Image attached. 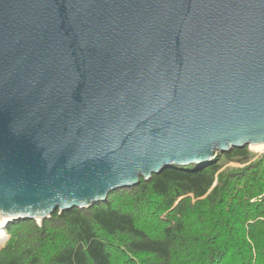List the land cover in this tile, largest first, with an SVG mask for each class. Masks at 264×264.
<instances>
[{"label":"water","instance_id":"1","mask_svg":"<svg viewBox=\"0 0 264 264\" xmlns=\"http://www.w3.org/2000/svg\"><path fill=\"white\" fill-rule=\"evenodd\" d=\"M259 143L264 0H0L3 235Z\"/></svg>","mask_w":264,"mask_h":264},{"label":"trees","instance_id":"2","mask_svg":"<svg viewBox=\"0 0 264 264\" xmlns=\"http://www.w3.org/2000/svg\"><path fill=\"white\" fill-rule=\"evenodd\" d=\"M172 166L40 223L14 220L0 264H264V152Z\"/></svg>","mask_w":264,"mask_h":264},{"label":"rangeland","instance_id":"3","mask_svg":"<svg viewBox=\"0 0 264 264\" xmlns=\"http://www.w3.org/2000/svg\"><path fill=\"white\" fill-rule=\"evenodd\" d=\"M248 149L250 150L252 157H255L256 154L264 152V151H254L250 147H248ZM219 155H220V158L218 159V161L222 165V169H231V168H236L240 166V164L236 162H227L223 154H219ZM36 222L40 223V221H36ZM6 239H7V235L5 233V235L2 236V242L0 243V249L3 247Z\"/></svg>","mask_w":264,"mask_h":264},{"label":"bare ground","instance_id":"4","mask_svg":"<svg viewBox=\"0 0 264 264\" xmlns=\"http://www.w3.org/2000/svg\"><path fill=\"white\" fill-rule=\"evenodd\" d=\"M248 147H250L254 151H264V143L253 144V145H249ZM37 221H40V220H37ZM2 225H0V243L2 242V235L4 234L3 231L1 230Z\"/></svg>","mask_w":264,"mask_h":264}]
</instances>
